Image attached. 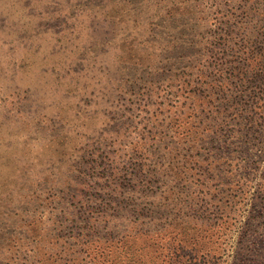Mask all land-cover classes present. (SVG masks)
Wrapping results in <instances>:
<instances>
[{
  "label": "rangeland",
  "instance_id": "rangeland-1",
  "mask_svg": "<svg viewBox=\"0 0 264 264\" xmlns=\"http://www.w3.org/2000/svg\"><path fill=\"white\" fill-rule=\"evenodd\" d=\"M231 7L0 0V264H264V82L232 58L264 33Z\"/></svg>",
  "mask_w": 264,
  "mask_h": 264
},
{
  "label": "trees",
  "instance_id": "trees-1",
  "mask_svg": "<svg viewBox=\"0 0 264 264\" xmlns=\"http://www.w3.org/2000/svg\"><path fill=\"white\" fill-rule=\"evenodd\" d=\"M229 1L232 7L226 17L228 24L235 25V28H237L241 33H264V0ZM246 36L247 34L242 35V37ZM239 47L241 53L237 55L238 57L235 55V53L232 56V58H234V63L241 64H238L239 66L237 67V69L240 71L239 75L245 76L251 73L250 78L252 82L257 80H259L260 83L264 82V51H261L257 47L247 48L244 45H239ZM213 58L215 60L219 59L216 57V55H214ZM203 76L204 74L200 73V77ZM217 82V85H212V89H216L215 92L218 90V93L224 92V81H219L217 79ZM259 82L256 85L258 92H260V88L258 87ZM243 86L245 85L243 84ZM255 92H257V90H255ZM241 94L245 99L241 102L242 112L250 111L251 109L254 111H256V109L263 111L264 107L259 106L258 99L255 97L257 94L249 92L247 87H242ZM200 96L203 98H209L205 96V93L201 94Z\"/></svg>",
  "mask_w": 264,
  "mask_h": 264
}]
</instances>
